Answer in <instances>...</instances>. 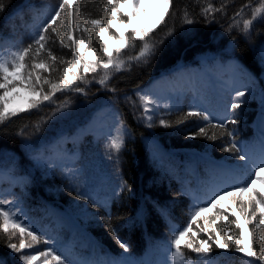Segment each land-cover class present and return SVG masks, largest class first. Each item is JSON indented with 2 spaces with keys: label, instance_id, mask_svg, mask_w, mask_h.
<instances>
[{
  "label": "trees",
  "instance_id": "obj_1",
  "mask_svg": "<svg viewBox=\"0 0 264 264\" xmlns=\"http://www.w3.org/2000/svg\"><path fill=\"white\" fill-rule=\"evenodd\" d=\"M61 2L4 0L0 37L9 41L11 47L27 46L32 33L54 14ZM208 3L216 8L226 5L225 11L205 18L201 8ZM261 3L264 0H173L167 22L151 28L152 39L163 43L147 63L133 60L128 66V57L139 52L140 42L137 41L135 49L123 53L126 65L121 71L105 70L102 66L95 73L77 69L88 81L78 85L84 92L57 93L54 103L45 102L38 110L22 111L0 124V169L3 170L0 193L3 198L16 202L14 211L25 210L26 214L21 217L30 218V226L41 207L52 208L70 224V227L58 226L48 221V216L42 217L34 228L39 230L42 222L48 221L47 231L39 230L37 235L49 240V244L37 243L21 250L23 253L38 255L39 251L53 247L58 254L69 255L75 264H102L110 259H122L129 264H171L169 243L173 229L188 223L194 205L206 206L214 192L229 188L244 175V171L236 167L245 163L238 159L239 155L248 152L257 160L261 155L264 60L260 50L264 45V22H254L248 34L241 31L242 22L230 30L234 13L244 8L242 18L250 19L252 9ZM21 4L27 7L21 10L17 7ZM108 7L107 0H71L65 10L67 15L62 13L53 25L57 31L50 30L47 34L41 53L45 61L51 59L46 54L48 50L58 58L74 59L70 47L61 46L62 39L65 45L85 40L82 51L85 60L93 61L95 55L102 56L99 49L105 40L95 29L85 35L82 29H76V24L87 26L91 19L106 22L111 9L107 12L101 9ZM185 8L193 24L183 23ZM65 20L71 30V40L66 38ZM125 20L127 23V17ZM169 29H174V33L166 36ZM130 31L127 29L124 35ZM104 33L110 45L114 44L112 35H120L112 24ZM76 48L81 50L78 45ZM89 49H96L95 55ZM262 50L264 52V48ZM64 66L57 62V73L51 68L37 71L55 78ZM105 72L109 80L101 84L99 80ZM152 80L172 95L167 102L149 105L152 116L149 127L139 94ZM237 91L245 95L232 115L231 103L237 102ZM100 107H108L117 121L99 133L83 130ZM188 111H204L212 124L223 122L233 135L216 140L189 138V133L207 122L193 116L177 124ZM161 119L171 126L163 127ZM233 119L236 123H231ZM38 123L39 130L36 129ZM215 131L220 133V129ZM113 138L118 142L123 140L119 151L109 147ZM232 141L241 151H222V147H230ZM52 143L60 155L73 153L72 162L58 164L53 159L48 163L35 162L34 157L38 153L46 155ZM223 203L224 208L217 206L214 212L197 217L193 230L198 235L193 239H207L208 233L200 232L199 228L220 213L227 215L229 221L216 219L213 228L224 229L222 235L239 236L240 229L231 223L236 218L231 209L239 212L237 203L231 198ZM157 206L166 209V213L161 214ZM240 219L243 222L242 215ZM112 229L116 230V235ZM249 230L264 235V230H255L254 223L249 225ZM209 232L215 238L212 229ZM116 236L126 242L127 252L120 248ZM20 239L17 231L11 242L19 245ZM24 239L28 243L30 237ZM8 242L9 234L0 229V259L6 264H23L19 259L21 253L8 248ZM252 243L259 254L261 241L253 238ZM183 251L186 257L195 259L194 253L186 248ZM240 256V253L220 250L213 245L212 258L218 259L219 264H241ZM251 259L254 264H260L255 258Z\"/></svg>",
  "mask_w": 264,
  "mask_h": 264
},
{
  "label": "snow or ice",
  "instance_id": "obj_2",
  "mask_svg": "<svg viewBox=\"0 0 264 264\" xmlns=\"http://www.w3.org/2000/svg\"><path fill=\"white\" fill-rule=\"evenodd\" d=\"M259 2V0H258ZM71 4V0H62L54 10V14H51L48 19L38 27V29L32 33L31 42L27 46L11 47L10 42L5 38L0 37V124H3L11 117L17 116L21 111H33L38 110L45 102L49 104L54 103V98L57 93L64 92H84V89L79 87L80 83H87V79L84 75L80 74L77 69H82L84 73H95L97 68L102 66L103 69L108 70L114 68L116 71H121L125 68L126 61L122 58L123 53L127 49H135L137 47V41L140 42L139 52L136 55L128 57V66L130 62L135 60L137 62L147 63L148 59L155 56L157 53L158 45L163 43L162 40L156 41L152 39L151 29H139L132 26V22L138 18L141 10L147 11L150 7H156L160 9L156 15V25L166 23V16L169 15V10L173 4V0H107L108 8H103L101 11L107 12L111 9L110 15L107 21L101 19H91L87 21V26L83 24H76V29H82L83 33L87 35L90 29H95L96 34L103 36V33L108 30V25L113 22L114 19H120V22L124 24L125 28H130L131 31L127 36L123 32L117 37L112 35L111 39L114 44L110 45L107 41L101 44L99 51L103 54L95 55L96 49H89L95 55L93 61L85 60L82 51L85 48V40L80 39L78 41H72L71 44L65 45L64 40H60L62 47H70V50L74 54L73 60H64L53 55L51 50L47 51V56L51 59L47 62L43 55L42 50L45 49V45L48 40L47 34L51 30L56 32L57 29L53 27L57 23V18L61 17L62 13H66V8ZM19 9L27 7L25 4L17 6ZM249 7V5H245ZM226 5L216 8L212 3L206 4L201 8V13L205 18L211 13L224 12ZM5 9L4 0H0V12ZM244 8H241L233 14V24L231 28L238 27L242 22L241 31L244 34H248L252 29L254 22H264V16L260 14L264 12V3H261L260 7L252 9V16L250 19H243L242 13ZM173 16L175 12L171 13ZM11 15V14H10ZM127 17V23L125 24L123 17ZM259 17V19H258ZM183 23L193 24L194 20L189 18L188 9L185 8L182 16ZM67 20L64 21L66 38L71 40V30L67 28ZM174 33V29H169L166 36H171ZM87 38L91 40V36ZM81 49L77 51L76 46ZM261 59L264 60V54ZM60 65H66L62 68V73L57 77H46L41 72L37 71L43 68L45 71L51 68L53 73H57L58 69L56 63ZM109 80V75L105 72L99 83L105 84ZM23 89L32 94H35L39 99H33L29 103L28 109H7V104L10 103V93L15 89ZM245 95L242 91L236 92V101L231 103L232 115H235V110L240 107V98ZM139 99L143 105V114L149 121L148 126L151 127L152 116L149 115L151 109L149 105L155 104L156 101L150 99L147 94H139ZM264 99V97H262ZM65 105H61L63 107ZM201 117L203 121L207 122L205 126H199L198 130L189 133V138L204 137L208 140H216L221 136H232L233 133L226 130L225 124L220 122L218 124H212L209 115H206L204 111H188L181 119L176 123L182 124L188 117ZM231 123H236L233 119ZM160 124L167 128L171 125L161 119ZM40 124L36 125V129L39 130ZM220 129L218 134L215 130ZM211 133V134H210ZM123 144V140L113 138L109 147L119 151ZM224 152H236L241 151L237 147L235 141L230 143V147H222ZM34 159L37 162L48 163L50 158L44 157L42 153H38ZM238 159L244 161L242 165H237L244 171V175L240 177L237 182L231 184L229 188L223 189L220 192H214L213 195L206 201V206L196 204L193 206V210L190 211L188 217V223L182 228L173 229V237L169 243V251L171 253V264H219L218 259L213 260V245L220 250L234 251L240 253L241 264H254L255 261H259L260 264H264V235H260V231H250L249 225L254 223L255 230H264V140L261 141V155L259 159L252 158L248 152L239 155ZM3 174V170L0 169V175ZM231 198L233 203H237L239 212L236 209H231L233 215L236 217L231 223L235 224L237 229H240L239 236L222 235L224 229L216 230L213 225L216 219H223L228 222L229 217L220 213L215 215V219L211 222H205L204 227L199 228L200 232L208 233L207 239H193L197 237V232L193 230V224L196 223L197 217L203 216L205 213L214 212L217 206L224 208V201ZM7 205V210L5 209ZM17 206L15 201H8L3 198V193H0V229L5 234H9V242L7 247L14 252L21 253L19 259L23 261V264H35V262L43 257V264H75L74 261L63 256V254H57V249L49 247L44 251H39L38 255L25 254L21 250L32 248L33 245L43 242L45 245L49 244V240L43 239L42 235H37L38 229L26 225L19 214L13 209ZM158 211L161 214L166 213V209L157 206ZM225 211H229L225 209ZM241 215L243 216V222H241ZM19 221V222H17ZM10 229L12 233L10 234ZM209 229L215 233V238ZM19 232L21 237L19 245L11 242L12 235L15 232ZM114 235L116 230L112 229ZM191 234V235H190ZM30 237L28 243H25L24 237ZM256 238L261 241L259 247V254L254 247L252 240ZM117 242L120 248L124 252L128 251L126 242L120 240L119 236H116ZM212 243H209V242ZM230 242V243H229ZM186 248L190 253L195 254V259L186 257L183 249ZM51 257V259H49ZM247 258V259H246ZM0 264H6V261L0 259ZM102 264H129V262L122 259H110L103 261ZM132 264H139V262H132Z\"/></svg>",
  "mask_w": 264,
  "mask_h": 264
},
{
  "label": "rangeland",
  "instance_id": "obj_3",
  "mask_svg": "<svg viewBox=\"0 0 264 264\" xmlns=\"http://www.w3.org/2000/svg\"><path fill=\"white\" fill-rule=\"evenodd\" d=\"M261 4L257 7H260ZM255 7V8H257ZM160 9L156 7H150L148 8L147 11L141 10L140 15L138 16L137 19H135L132 22V26L139 28V29H151L153 28L152 26L155 24L156 21V15L159 13ZM264 12H262L260 15H262ZM126 16L123 17L125 19ZM126 24V20L124 21ZM112 26L121 34V32H125L127 29L130 28H125L124 24L120 22V19H114L113 22L111 23ZM102 38L108 42V39L106 37V34L103 33ZM264 45L261 47L260 53L261 55L264 54L263 49ZM109 69H114V68H109ZM142 94H147L150 99L155 100L156 102L160 101H169L171 99V93L163 91L154 81H151L148 86L143 89ZM33 99H39V97L35 94H32L26 90L23 89H15L10 93V103L7 104V109L12 110V109H28L29 103ZM22 112V111H21ZM117 121V118L112 114L110 110H108V107H100L96 111V113L93 115V117L84 125L83 130L86 131H93L95 133H99L102 131H106L110 126H112L115 122ZM152 154H156L153 153ZM44 157H48L55 163L61 164L64 160H67L70 162L73 159V153H66L64 155H60V153L57 150V147L55 146V143L51 144L50 151L44 155ZM35 162H37L35 160ZM41 163V162H38ZM1 176V175H0ZM13 179V178H12ZM6 207H8L6 205ZM17 214L20 215H25V210L21 211H15ZM48 216L49 218L47 219L48 221H52L54 224H57L58 226H68V220L64 218L63 215H61L58 212H55L52 208H44L41 207L39 208V212L36 213L34 221L32 222L31 226L29 224L30 218L25 217L22 218L21 220L24 221L26 225H29L30 227H35L38 224V221L42 219V217ZM48 221H43L42 226H40L39 230L40 231H47L48 227ZM19 222V221H17ZM68 243V242H66ZM65 243V244H66ZM68 248H65V250ZM58 254V253H57ZM35 255V254H32ZM68 259H71L69 255H64ZM166 257V255L164 256ZM43 257H40L35 264H43ZM170 262V261H169Z\"/></svg>",
  "mask_w": 264,
  "mask_h": 264
}]
</instances>
